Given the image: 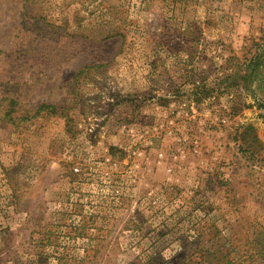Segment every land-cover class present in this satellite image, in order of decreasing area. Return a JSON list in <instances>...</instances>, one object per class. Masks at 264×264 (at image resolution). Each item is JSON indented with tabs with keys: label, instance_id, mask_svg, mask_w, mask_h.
<instances>
[{
	"label": "rangeland",
	"instance_id": "obj_1",
	"mask_svg": "<svg viewBox=\"0 0 264 264\" xmlns=\"http://www.w3.org/2000/svg\"><path fill=\"white\" fill-rule=\"evenodd\" d=\"M228 260L264 264V0H0V264Z\"/></svg>",
	"mask_w": 264,
	"mask_h": 264
},
{
	"label": "trees",
	"instance_id": "obj_2",
	"mask_svg": "<svg viewBox=\"0 0 264 264\" xmlns=\"http://www.w3.org/2000/svg\"><path fill=\"white\" fill-rule=\"evenodd\" d=\"M257 45V44H255ZM233 60H236V58H233ZM91 69H94V68H87V69H84L83 71L79 72L77 75H76V78L79 77V76H82L83 74H85V72L91 70ZM258 69V59L256 62L253 63V67H252V74H255V71ZM44 112H47L48 114H51V115H60L62 113H60V110L56 107V106H51V105H41L38 107V109L36 110V113L34 115V117H38L39 115H41L42 113ZM226 264H233V261L232 260H228L226 262Z\"/></svg>",
	"mask_w": 264,
	"mask_h": 264
}]
</instances>
